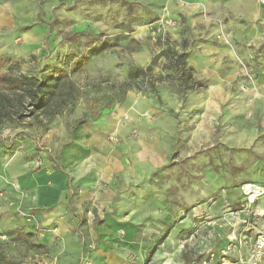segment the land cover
Returning a JSON list of instances; mask_svg holds the SVG:
<instances>
[{"label": "rangeland", "instance_id": "1", "mask_svg": "<svg viewBox=\"0 0 264 264\" xmlns=\"http://www.w3.org/2000/svg\"><path fill=\"white\" fill-rule=\"evenodd\" d=\"M168 46L202 87L163 68ZM0 55L44 82L42 106L21 99L0 124V264H100L121 242L130 264L249 256L264 232V194L242 190H264V0H0ZM147 65L154 90L129 75Z\"/></svg>", "mask_w": 264, "mask_h": 264}, {"label": "trees", "instance_id": "2", "mask_svg": "<svg viewBox=\"0 0 264 264\" xmlns=\"http://www.w3.org/2000/svg\"><path fill=\"white\" fill-rule=\"evenodd\" d=\"M104 48H97V51ZM94 51V50H93ZM166 53L168 61L163 64L164 69H171L176 75V80L179 81L183 89H198L204 85L202 79H196L192 75L191 68L186 65V52H178L169 46L163 49ZM5 59L0 55V124L6 121L18 122L22 117L21 108L26 102H22L25 98L27 104L35 102L37 107L43 104L44 82L38 81L34 77H28L24 74H11L2 70ZM151 66L131 68L130 78H138L140 76V88L156 89L158 77L151 76ZM135 84V82H134ZM127 85L122 83L121 86ZM22 91L21 98L10 99L11 93ZM25 93V94H24ZM23 97V98H22Z\"/></svg>", "mask_w": 264, "mask_h": 264}, {"label": "crops", "instance_id": "3", "mask_svg": "<svg viewBox=\"0 0 264 264\" xmlns=\"http://www.w3.org/2000/svg\"><path fill=\"white\" fill-rule=\"evenodd\" d=\"M99 142L102 144L101 140ZM121 182H122V180H121ZM124 183H125V181H123L121 183V185L119 184L118 186H113V187L116 188L115 189L116 192L119 191V193H121V195H123L127 198L129 196V194L132 195V193H131V190L129 187L125 188L126 184H124ZM126 183H127V181H126ZM127 189L130 190L129 193H125L127 191ZM131 189H133L135 191V195H133V196L137 199H140V187L131 188ZM91 191H89V189H88V190H83L82 192H80L81 194H80V199L78 200V202L89 201L93 195L92 194L93 191L92 192ZM112 193L113 192H110V196L112 195ZM260 198L261 197L256 198L255 201L260 200ZM219 205H220V202L218 204L213 205V207L219 206ZM136 207L140 208V205H138ZM125 214L126 213L121 214V216L116 218V220L112 216H110V218H107V222L110 224L114 223V222L116 223V221H120L122 223H127L129 220H128V216L127 215L125 216ZM138 214H140V212H138ZM99 233L101 234V236H103V238L105 237L106 239H109V240L115 239V235H116V232H114V229L111 225L107 226V227L104 226L103 229L100 230ZM126 238H128V229H126ZM250 246H251V243H249L248 248L244 247L242 250L243 253H246L248 255V252H250ZM108 248H110L108 251L107 250L100 251V252L96 251V253L94 254V259L97 258V260L99 261L100 264H130L129 254L131 253V251L134 250L132 248V246L130 248L129 245H127V243L121 242L119 247L112 248V247L108 246ZM136 252L138 254H140L139 250H137ZM66 254L70 255V253H66ZM170 262L171 263H169V264H174V262L172 260H170Z\"/></svg>", "mask_w": 264, "mask_h": 264}, {"label": "built area", "instance_id": "4", "mask_svg": "<svg viewBox=\"0 0 264 264\" xmlns=\"http://www.w3.org/2000/svg\"><path fill=\"white\" fill-rule=\"evenodd\" d=\"M248 185L249 184H244L242 186V190L247 203H252L257 197L264 194V190H252ZM238 245L241 246V242H238ZM230 250L231 247L226 246L224 252L227 253ZM233 264H264V233L260 231L257 232L254 237L249 256L244 259L239 255L236 263Z\"/></svg>", "mask_w": 264, "mask_h": 264}]
</instances>
